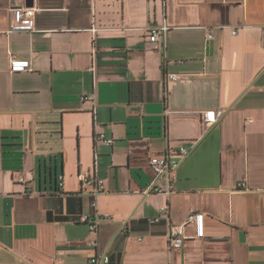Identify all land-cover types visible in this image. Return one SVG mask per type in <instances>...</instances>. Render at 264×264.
<instances>
[{
	"label": "crops",
	"instance_id": "crops-1",
	"mask_svg": "<svg viewBox=\"0 0 264 264\" xmlns=\"http://www.w3.org/2000/svg\"><path fill=\"white\" fill-rule=\"evenodd\" d=\"M23 7L34 30L12 31ZM180 146L175 191L150 192V157ZM198 212L205 236L170 251V226ZM97 214L94 233L81 216ZM103 254L264 264V0H0V264Z\"/></svg>",
	"mask_w": 264,
	"mask_h": 264
},
{
	"label": "built area",
	"instance_id": "built-area-1",
	"mask_svg": "<svg viewBox=\"0 0 264 264\" xmlns=\"http://www.w3.org/2000/svg\"><path fill=\"white\" fill-rule=\"evenodd\" d=\"M34 16L35 9L33 7H23L17 10V21L12 26V31H33L34 30ZM167 25L161 26H151L148 28L150 41H157L164 33L168 30ZM237 32V29L233 31ZM212 35L209 34V37ZM30 62L28 60L14 59L12 66L14 70H24L29 67ZM176 74H169L168 78H176ZM86 99L87 97H83ZM220 111L206 110L202 112V120L206 126H209L215 123L220 117ZM102 139L108 143H113L112 138H105L101 135ZM188 148L185 146H180L174 151H166L164 154L159 156H152L149 159L150 167L153 171V181L149 188L150 192H158L164 194H170L175 191L177 184V169L179 167L180 161L184 159L189 154ZM164 178L166 180V185H159V180ZM82 179V188L86 190V186H93L95 193H99L105 190V180L97 177H91L87 175H81ZM18 182L25 184L27 190H31L33 186L32 179L26 178L24 175H20L17 178ZM63 185V182H61ZM163 211L166 210V207L162 208ZM111 216L106 215H82L81 220L89 226L90 230L94 233H97L99 230L100 224L109 220ZM205 214L198 212L192 214L186 221L179 225H171L168 232L169 240V250L173 251L179 249L183 246L184 242L187 239L191 238H203L205 236V226H204ZM191 226L194 228L193 234H187L185 229L186 227ZM90 245L97 246L98 239L94 238L89 241ZM110 257L107 254L95 255L90 258L89 264H108Z\"/></svg>",
	"mask_w": 264,
	"mask_h": 264
}]
</instances>
